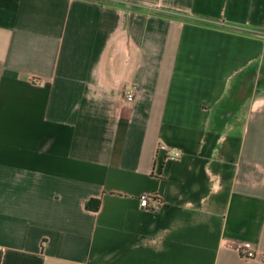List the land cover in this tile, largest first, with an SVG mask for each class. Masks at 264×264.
<instances>
[{
	"label": "crops",
	"instance_id": "crops-1",
	"mask_svg": "<svg viewBox=\"0 0 264 264\" xmlns=\"http://www.w3.org/2000/svg\"><path fill=\"white\" fill-rule=\"evenodd\" d=\"M253 29L264 0H0V264H264Z\"/></svg>",
	"mask_w": 264,
	"mask_h": 264
},
{
	"label": "built area",
	"instance_id": "built-area-1",
	"mask_svg": "<svg viewBox=\"0 0 264 264\" xmlns=\"http://www.w3.org/2000/svg\"><path fill=\"white\" fill-rule=\"evenodd\" d=\"M253 32L264 36V31L260 29H253ZM135 88L133 85L129 84L125 86L123 90V98L126 102H131L134 98ZM159 147L163 148L164 155L170 158H177L181 154V149L171 146H164L159 144ZM138 203L140 206L155 209L160 203V200L156 196H149L145 193H140L138 196ZM233 248L237 253L244 259H248L254 256L255 252L251 246L244 241H238L233 245Z\"/></svg>",
	"mask_w": 264,
	"mask_h": 264
},
{
	"label": "trees",
	"instance_id": "trees-1",
	"mask_svg": "<svg viewBox=\"0 0 264 264\" xmlns=\"http://www.w3.org/2000/svg\"><path fill=\"white\" fill-rule=\"evenodd\" d=\"M99 203L98 198H92L86 201L85 205L91 209H96Z\"/></svg>",
	"mask_w": 264,
	"mask_h": 264
}]
</instances>
